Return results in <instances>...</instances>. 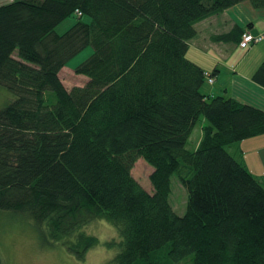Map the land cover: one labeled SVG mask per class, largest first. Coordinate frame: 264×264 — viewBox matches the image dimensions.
I'll list each match as a JSON object with an SVG mask.
<instances>
[{
  "label": "trees",
  "instance_id": "16d2710c",
  "mask_svg": "<svg viewBox=\"0 0 264 264\" xmlns=\"http://www.w3.org/2000/svg\"><path fill=\"white\" fill-rule=\"evenodd\" d=\"M243 1L264 10V0L0 4V85L13 95L0 107V212L26 214L78 259L98 242L85 227L102 219L120 237L106 242L118 247L106 264H264V182L228 149L264 134V109L203 93L206 72L186 57L196 24ZM247 32L235 24L212 40ZM88 45L74 68L84 83L65 86L61 69ZM251 79L264 88V60ZM139 158L153 168L150 192L131 173ZM174 173L182 215L169 202Z\"/></svg>",
  "mask_w": 264,
  "mask_h": 264
},
{
  "label": "rangeland",
  "instance_id": "374dc122",
  "mask_svg": "<svg viewBox=\"0 0 264 264\" xmlns=\"http://www.w3.org/2000/svg\"><path fill=\"white\" fill-rule=\"evenodd\" d=\"M6 1L12 0H0V4L5 3ZM238 5L239 6H233L226 10V15H228L227 17L229 20L244 18L246 16L244 11L248 10L251 20L264 21V10H253L248 1H243ZM232 9L239 10V17L237 16L235 18L227 14ZM219 17L220 18L216 21H224V15ZM76 19V15H71L64 19L56 27V32L59 34L65 32L76 21ZM212 19L213 18L211 17L206 20L208 21V24L206 25H202L204 22L196 24L195 28H200V30L197 32V35L188 41L186 57L195 63L200 62V60L205 62L206 60L209 69L206 68L204 70L207 74L212 72L216 62L219 61V66L223 71L221 73V78L217 80L214 79V83L210 84L208 83L206 76L201 91L208 95L219 94L224 97H234L233 77L236 74L235 71L246 72L249 68L247 62L252 59V57L256 59L259 56L261 57L259 52L261 49H264V40L253 43L247 47H241L234 42L218 43L220 48H215L217 43H210L215 45L210 46L207 44L208 42L205 41L206 36L210 32L217 31L213 23L211 24L210 22L215 21ZM252 34H256V32L253 31ZM91 53L92 47L88 45L66 63L62 72H60V77L65 86L71 87L74 85H82L84 83L85 77L83 75L75 74L74 68L90 56ZM220 86L226 88V91L223 88L218 90ZM12 98V93L0 85V107ZM206 123L207 122L203 117L197 121L186 143V148L194 149L196 147L198 137L201 136V128ZM258 145L259 143L256 146ZM254 146L255 145L253 144L242 143L241 148H244L243 150L248 168L251 170H261L262 163L258 160L259 154L257 150L254 149ZM228 149L232 152V147H228ZM245 160L243 161L246 164ZM152 171L153 168L142 158L136 160L131 170L132 176L149 192L152 191V186L149 180ZM186 199V189L179 181L177 174L174 173L171 176L169 202L177 214L182 215L185 212ZM85 231L96 236L98 242L86 252L83 259H78L62 245L58 243L48 244L44 242L34 221L26 214H15L2 211L0 212V257L3 264H106L116 255H113V253L118 252L117 245H106V242L108 241L116 242L117 239H120L118 230L113 224L106 220L98 219L86 226Z\"/></svg>",
  "mask_w": 264,
  "mask_h": 264
},
{
  "label": "crops",
  "instance_id": "0c3cea01",
  "mask_svg": "<svg viewBox=\"0 0 264 264\" xmlns=\"http://www.w3.org/2000/svg\"><path fill=\"white\" fill-rule=\"evenodd\" d=\"M6 2H8V1H6ZM235 6H239V5L237 4ZM241 10L244 11L243 9H241ZM226 12L227 11L225 10L224 12L219 13V16H223V15L225 16L224 21H216L220 18L219 16L212 17L213 18L212 20H215V21H210V22H211V24L213 23V25L215 26L217 31L210 32L206 36L205 41H207L208 43L207 42H205V43H207L208 45L215 46L212 44L217 43L215 48H220L218 43H221V42H216V41L212 40V36L215 34L225 33L227 31H229L232 28V26H234L235 24H238L241 27H244V30L249 31L250 33H253V31H255L256 34L257 33L258 34H264V21H253V20H251L249 17V11L248 10L244 11L246 13V16L244 18L235 19V20H231V19L229 20V18L227 17L228 15H226ZM227 14L236 18L237 16L239 17V10L232 9ZM206 20H208V19H205V21H201V23L204 22L202 25L208 24V21H206ZM249 22H252V25L250 27H247ZM196 30L198 32L200 30V28L196 29ZM196 35H197V33H196ZM210 43H212V44H210ZM259 54H261V57L259 56L257 59L252 57V59H250L247 62L249 65V68L247 69L246 72L235 71L236 74L233 77V83H234L233 84V92L235 94H234L233 98H236L242 102H246V103H249V104H252V105H255V106H258V107L264 109V88H262L261 86H259L255 82H253L251 79L253 72L256 70V68L259 66V64L262 62V60H264V49H261ZM197 64L200 65L203 69H206V68L209 69V66H208L206 60H205V62L200 60V62H198ZM219 64H220V62L217 61L215 66L213 67L212 72L210 74L206 73L207 81H208V77L212 78V83H214V79L217 80V79L221 78V73L223 71H222V68L219 66ZM60 72H62V71H60ZM222 88L226 91V88H224L222 86H220L218 88V90H221ZM217 95H219V94H217ZM199 139H200V136L198 137V140ZM198 140H197V142H198ZM242 143L255 145L254 149L257 150V152L259 154L258 160H260V162L262 163L261 170H259V169L258 170H251L250 168H248L247 162L245 160V155H244V150H243L244 148H241ZM258 143H259V145L256 146ZM231 153H233L235 155L237 154L240 157L242 155L241 159L245 160L247 168L249 169V171L252 174H254L255 176L259 177L261 180H263V178H264V134H261L259 136L246 138V139L242 140L241 142L237 143L235 146L232 147ZM262 183H263V181H262Z\"/></svg>",
  "mask_w": 264,
  "mask_h": 264
},
{
  "label": "built area",
  "instance_id": "2783aa9c",
  "mask_svg": "<svg viewBox=\"0 0 264 264\" xmlns=\"http://www.w3.org/2000/svg\"><path fill=\"white\" fill-rule=\"evenodd\" d=\"M263 39H264V34L253 35V34L247 32V33H244L242 35V39H241L239 45L241 47H247L251 43H256V42L262 41ZM208 82L212 83V78L208 77Z\"/></svg>",
  "mask_w": 264,
  "mask_h": 264
},
{
  "label": "clouds",
  "instance_id": "9594fccd",
  "mask_svg": "<svg viewBox=\"0 0 264 264\" xmlns=\"http://www.w3.org/2000/svg\"><path fill=\"white\" fill-rule=\"evenodd\" d=\"M116 243H120V240L119 239H117L116 240ZM116 253H113V255H115Z\"/></svg>",
  "mask_w": 264,
  "mask_h": 264
}]
</instances>
